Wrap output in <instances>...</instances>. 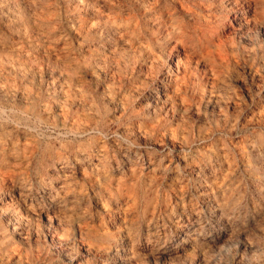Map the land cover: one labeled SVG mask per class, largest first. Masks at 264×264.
<instances>
[{"label": "rangeland", "instance_id": "obj_1", "mask_svg": "<svg viewBox=\"0 0 264 264\" xmlns=\"http://www.w3.org/2000/svg\"><path fill=\"white\" fill-rule=\"evenodd\" d=\"M0 264H264V0H0Z\"/></svg>", "mask_w": 264, "mask_h": 264}, {"label": "bare ground", "instance_id": "obj_2", "mask_svg": "<svg viewBox=\"0 0 264 264\" xmlns=\"http://www.w3.org/2000/svg\"><path fill=\"white\" fill-rule=\"evenodd\" d=\"M246 2H247V1H246ZM241 14H242V13H241ZM9 201H10V200H9ZM4 202H5V201H4ZM4 202H3V203H4ZM4 204H5V203H4ZM6 205H7V204H6ZM3 209H4V207H3ZM2 215H3V214H2Z\"/></svg>", "mask_w": 264, "mask_h": 264}]
</instances>
